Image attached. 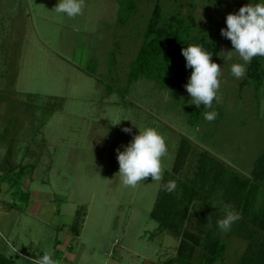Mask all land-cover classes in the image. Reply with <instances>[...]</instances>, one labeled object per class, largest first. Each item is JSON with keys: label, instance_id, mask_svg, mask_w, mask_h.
<instances>
[{"label": "rangeland", "instance_id": "374dc122", "mask_svg": "<svg viewBox=\"0 0 264 264\" xmlns=\"http://www.w3.org/2000/svg\"><path fill=\"white\" fill-rule=\"evenodd\" d=\"M155 1L142 0L121 25L117 0H85L75 18L56 12L59 0H0V187L18 182L4 201L16 212L0 218L6 239L0 249L16 264L56 251L61 264H153L176 253L179 237L150 217L161 181L149 177L135 188L121 182L117 149L124 151L140 130L164 135V172L183 136L246 176L263 155L264 78L258 87L242 86L246 75L231 74L233 63H244L235 52L232 60L220 54L221 100L209 109L218 113L212 122H190L189 93L146 77L130 80ZM192 1H179L183 14L193 10L225 53L233 50L221 36L227 15L264 3L226 0L214 12L206 0ZM161 3L165 13L179 5ZM263 204L261 188L256 207ZM236 228L223 232L225 258L215 264H235L244 253L248 240Z\"/></svg>", "mask_w": 264, "mask_h": 264}, {"label": "trees", "instance_id": "16d2710c", "mask_svg": "<svg viewBox=\"0 0 264 264\" xmlns=\"http://www.w3.org/2000/svg\"><path fill=\"white\" fill-rule=\"evenodd\" d=\"M117 1L119 22L127 24L138 13L142 0ZM198 1L193 0L191 5L195 6ZM206 1L208 9L215 12L226 0ZM197 20L193 10L184 15L180 3L165 13L161 0H156L140 33L142 42L132 62L130 80L146 77L163 88L187 92L185 85L193 70L186 67L182 49L192 44L202 45L212 53V61L221 65V43L209 31L200 28ZM208 23L210 27L216 24L212 14ZM263 65L264 57L253 58L242 86L254 81L258 87L264 78ZM205 111L209 109L203 105L197 108L192 103L190 122L204 118ZM20 173L19 180L24 175L22 168ZM169 180L177 181V189L172 193L164 188ZM12 184L14 187L18 182ZM261 188H264V153L255 161L251 175L246 176L183 136L174 164L164 172L150 211V217L161 229L174 232L179 243L173 256L153 264H215L224 260L227 242L217 225L225 216L224 205H231L240 213L241 219L235 226L248 240L235 264H264V204L256 207ZM57 254L56 251L54 260ZM0 264H16V260L0 249Z\"/></svg>", "mask_w": 264, "mask_h": 264}, {"label": "clouds", "instance_id": "9594fccd", "mask_svg": "<svg viewBox=\"0 0 264 264\" xmlns=\"http://www.w3.org/2000/svg\"><path fill=\"white\" fill-rule=\"evenodd\" d=\"M84 7L85 0H59L55 10L69 18H75L83 14ZM226 25V29H221V36L231 41L233 50L226 53L222 50L221 53L225 60H232L234 52L238 54L244 63H233L231 74L236 79H242L247 72L246 66L253 58L264 57V3H249L242 6L238 13L228 14ZM182 55L186 59V67L193 70L185 85L191 103L197 108L203 105L206 109H212L213 101L219 103L221 100V65L212 61V53L206 51L202 45H188L182 49ZM217 116L215 110L204 112V119L208 122L214 121ZM122 131L130 133L132 130L126 127ZM117 153L119 175L125 187L135 188L149 177L155 182L162 180L163 160L168 155V148L164 135L155 128L140 130L124 151L117 149ZM164 188L169 193L174 192L177 181L169 180ZM224 212V218L218 220L217 225L222 232L227 233L241 219V215L231 205H224ZM7 245L10 253H18L19 249L10 241H7ZM53 255V252H45L42 257L34 259L33 264H58L52 258Z\"/></svg>", "mask_w": 264, "mask_h": 264}, {"label": "crops", "instance_id": "0c3cea01", "mask_svg": "<svg viewBox=\"0 0 264 264\" xmlns=\"http://www.w3.org/2000/svg\"><path fill=\"white\" fill-rule=\"evenodd\" d=\"M3 188H5V190L4 189H1V187H0V218H3V220L5 219L6 221L7 220H9V217L11 216V214L13 215V214H15V212H16V209H14V208H12V209H8V205H6L5 203H4V201L5 202H9V201H11V199H10V195H11V193H14L15 191L14 190H12L13 189V187H9L8 188V185L7 184H4V187ZM5 191V192H4ZM10 194V195H9ZM5 239V237L3 236V234H2V232H1V230H0V240L1 239ZM2 239V240H3ZM6 240V239H5ZM2 247H4V245L3 246H0V248H2ZM61 259V257L60 256H58L57 258H56V261L58 262V263H60L61 264V262L59 261Z\"/></svg>", "mask_w": 264, "mask_h": 264}]
</instances>
